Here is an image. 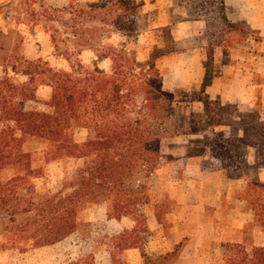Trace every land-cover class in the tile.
I'll list each match as a JSON object with an SVG mask.
<instances>
[{
  "label": "trees",
  "instance_id": "16d2710c",
  "mask_svg": "<svg viewBox=\"0 0 264 264\" xmlns=\"http://www.w3.org/2000/svg\"><path fill=\"white\" fill-rule=\"evenodd\" d=\"M138 8L136 0H71L57 11L59 18L69 16L66 36L78 40L74 44L79 49L70 53L72 57H66L68 49L60 47L68 37L56 30L50 35L56 62L23 56L2 63L0 224L9 246L27 249L59 242L78 229L82 207L103 201L109 219L127 217L135 225L105 236L96 250L105 246L111 264H127L124 255L139 249L146 264H154L145 255L151 207L148 178L163 164L165 125L176 98L164 89L158 63L163 52L155 49L147 61L140 62L129 47L139 34ZM218 9H223L221 3ZM100 16L104 17L99 28L105 35L96 48L90 40L99 29L85 26L87 20ZM231 27L251 33L244 24ZM116 36L123 41L113 42ZM88 52L93 54L90 61ZM19 76L26 79L18 80ZM42 86L50 87V97L43 106L30 107V102L41 103L37 91ZM79 131L86 133L84 139L77 138ZM31 141L39 144L44 164L66 165L69 176L60 188L38 190L34 180L45 172L32 165L31 151L25 148ZM70 162L75 163L71 173ZM8 168L15 173L5 178L2 173ZM242 193L254 222L264 227V182L249 181ZM221 248L222 264H264V246L235 242ZM64 264L97 263L91 253Z\"/></svg>",
  "mask_w": 264,
  "mask_h": 264
},
{
  "label": "rangeland",
  "instance_id": "374dc122",
  "mask_svg": "<svg viewBox=\"0 0 264 264\" xmlns=\"http://www.w3.org/2000/svg\"><path fill=\"white\" fill-rule=\"evenodd\" d=\"M54 1L5 0V5L0 6V78L3 75L2 63L17 61L23 56L57 61L54 60V48L51 47L50 35L56 34V30H58L59 34L66 36L65 31L69 30L66 28L65 22L69 16L59 18L61 14L57 9H64L67 6H55L52 4ZM56 1L58 2L57 5L62 3L60 0ZM98 1L93 0L89 3ZM188 1L197 7L202 5L199 0ZM86 2L88 1L79 0V3ZM102 17L104 16H100L97 20H87L89 26H85V29L88 30L99 29L90 40V44L96 48L101 45L102 37L105 35L104 31L99 28V20ZM32 29H37L42 37L36 39L35 33L32 34ZM106 30L107 28H105ZM164 35L166 38L168 37L166 31ZM226 35L224 39L230 42V37ZM66 37L68 40L61 43L60 47L63 51L68 49V54H65L66 57H72L70 53L79 49L74 44L77 39L72 34ZM234 39L232 38V40ZM112 41L120 43L123 39L116 36ZM40 43L44 44L43 52L37 53V46ZM129 47L135 49L134 40L129 42ZM86 55V59L90 61L92 55ZM212 56L213 48L210 47L209 58ZM213 65L212 63L211 67ZM100 66L105 67V64L101 63ZM17 79L22 80L24 78L19 76ZM49 95L48 89L39 91L37 97L41 103L30 102L29 106H43L42 103L48 99ZM178 98L189 101L194 96L182 95ZM192 107L196 110L190 109L191 112L188 115L182 110L172 109L165 125L162 147L165 156L162 157L163 164L155 175L148 178L151 207L148 212L149 232L146 237L145 255L151 258L154 264H222L220 258L222 244L238 242L247 246L264 245V227L257 225L254 220H249L250 210L247 202L239 213V218H241L239 224H232V218L228 217L227 214L221 215L220 219L214 218L213 214L216 208L212 206V203H216L218 200V193H206L200 188L203 187L202 184L206 185L204 179L208 176L202 175L196 169L185 172L183 161H178L175 158V154L183 151L182 142H176L177 136L183 139L184 134H187L188 137L202 135L208 151L219 156V162L229 168L227 169L228 178H233V174H235L232 173L233 166L240 167L242 164L240 154L244 151V144L228 141L222 131H214V125L218 121H224L223 119L227 115L221 105L218 102L207 100L204 101V112L199 110V105L195 104ZM85 136L84 131L77 133V138L80 140L84 139ZM248 140L250 145L257 143L255 147L264 155V122L256 123L253 118H250ZM174 144L178 145V148ZM25 148L31 151L33 167H43L45 172L43 178L34 180L38 190L44 191L47 187L52 190L60 188L63 181L69 176H67L66 171L64 172L66 165L60 162L44 164L39 152V144L35 141L29 142ZM191 150L196 153L202 152V148L199 146ZM234 153H236V159L232 158ZM74 167V162L67 164L70 173ZM14 173V169L8 168L2 174L6 178ZM245 174L248 175L249 181L258 179L253 168H249ZM243 176L245 175L243 174ZM243 176L242 178H244ZM192 180L194 181L192 182ZM195 181L197 182L196 186ZM238 194L243 197L242 192L237 193V196ZM180 200L186 204L184 210H181ZM105 207L106 203L103 201L82 207L78 213L79 226L74 233L59 242L36 248L22 249L17 246H9L6 232L3 230L4 225L0 224V264H64L91 253H94L97 264H111L110 254L106 247L101 246L96 250V243L102 245L105 236L118 233L121 231V227L130 229L135 225V222L131 218H124L119 223L110 220L105 214ZM224 208L226 212L232 210L233 202H226ZM178 212H182L180 215L184 218H179ZM187 217L190 220H187ZM205 219L212 220L211 224L204 223ZM213 235H215L214 238ZM159 239H162V242H158ZM139 252L141 259L139 264H146V258L143 257L140 250ZM124 259L127 264H132V254L127 252Z\"/></svg>",
  "mask_w": 264,
  "mask_h": 264
},
{
  "label": "crops",
  "instance_id": "0c3cea01",
  "mask_svg": "<svg viewBox=\"0 0 264 264\" xmlns=\"http://www.w3.org/2000/svg\"><path fill=\"white\" fill-rule=\"evenodd\" d=\"M4 1L0 0V5ZM199 1L202 5L197 7L188 0H136L139 4V34L134 39V50L140 62L147 61L155 49L163 52L158 63L163 74L164 89L176 98L173 110H182L188 115L190 109L196 110L192 107L196 104L204 112V101L209 100L218 102L224 112H227L224 121H218L214 125V131H222L228 141L244 144V151L240 154L242 164L240 167L233 166V178H228L229 168L219 162L220 157L208 151L202 135L188 137L184 134L183 139L177 136L176 142H182L183 151L175 154V158L183 161L185 172L196 169L208 176L204 179L207 186L202 184L203 187L200 188L206 193H218V200L212 203L216 208L214 218L220 219L221 215L227 214L232 218V224H239V213L246 206V201L239 194L237 196V193L243 192L249 181L245 172L253 168L257 178L264 182V155L257 147L250 145L248 140L250 118L256 123L264 122V0ZM60 2L62 3L57 5L55 0L52 4L62 7L69 4V0ZM220 3L223 5L221 11L218 9ZM239 23L244 24L251 33L243 34L238 28L231 27L232 24ZM34 33L36 39L42 37L37 29H32V34ZM225 35L230 37V42L224 39ZM43 46L40 43L36 52L42 53ZM51 47L53 48L52 44ZM210 47L213 48L211 58ZM103 68H107V65ZM22 77L26 79L25 76ZM45 89L51 95L48 86L40 87L37 94ZM182 95L194 98L189 101L179 100L178 96ZM174 146L178 148V145ZM196 146L201 147L202 152L191 150ZM235 155L236 153L232 158L236 159ZM162 157H165L164 151ZM196 184L195 181V186ZM180 202L181 210H184L186 204L183 200ZM226 202H233V209L228 212L224 208ZM105 210L107 214V206ZM180 213L182 212H178L177 216L184 218ZM124 218L110 220L119 223ZM187 220L190 218L187 217ZM249 220H254L252 210ZM211 221L205 219L203 222L211 224ZM123 230L124 227H121V231ZM158 242H162V239ZM128 253L132 254V264L140 263L139 249H131Z\"/></svg>",
  "mask_w": 264,
  "mask_h": 264
}]
</instances>
